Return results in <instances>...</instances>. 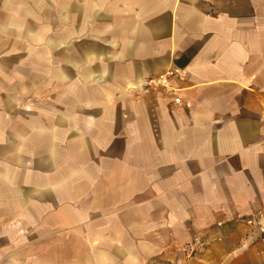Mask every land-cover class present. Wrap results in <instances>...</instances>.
Returning a JSON list of instances; mask_svg holds the SVG:
<instances>
[{
  "label": "crops",
  "instance_id": "1",
  "mask_svg": "<svg viewBox=\"0 0 264 264\" xmlns=\"http://www.w3.org/2000/svg\"><path fill=\"white\" fill-rule=\"evenodd\" d=\"M258 213L264 0H0V264L213 262Z\"/></svg>",
  "mask_w": 264,
  "mask_h": 264
},
{
  "label": "rangeland",
  "instance_id": "2",
  "mask_svg": "<svg viewBox=\"0 0 264 264\" xmlns=\"http://www.w3.org/2000/svg\"><path fill=\"white\" fill-rule=\"evenodd\" d=\"M249 223H245L243 220L239 222H235L234 228H236V232H238L241 235L246 236L250 240V245H247V247L244 249V251H241L238 253V249L233 251L234 245H236V241L231 239V241H226L225 243H220L222 245H218L214 248H211V254H223L224 249H229L230 254L226 257H222L220 259L217 258L215 260H212L213 262H207L206 260L198 259L201 254L203 253L205 248H200L198 245H195V247L188 246L185 249L179 251L177 255H175L174 258H164L161 262L158 263V255H155V258H152L151 264H264V245L260 241L259 234L257 231V228L248 225ZM252 225V223H250ZM246 225L248 227H246ZM238 226V227H237ZM246 227L247 230H244ZM238 230V231H237ZM199 234V233H197ZM193 235V234H191ZM197 236V235H196ZM199 236V235H198ZM255 236V237H254ZM195 235L193 236L194 239ZM217 241V240H216ZM230 245H232V248H229ZM176 249V248H175ZM177 250V249H176ZM223 250V251H222ZM181 253V256L184 254L185 256H182V258L179 259L178 255ZM180 256V257H181Z\"/></svg>",
  "mask_w": 264,
  "mask_h": 264
},
{
  "label": "built area",
  "instance_id": "3",
  "mask_svg": "<svg viewBox=\"0 0 264 264\" xmlns=\"http://www.w3.org/2000/svg\"><path fill=\"white\" fill-rule=\"evenodd\" d=\"M179 75H180V70L178 68L168 70V71L158 75L157 77L146 79V81L144 82V87H145V89L163 88L164 91L168 92V91L172 90L170 81L173 78L178 77ZM173 101L175 103L179 104V103H181V98L174 94ZM246 221L248 223H254L255 222L260 241L264 245V213H258L257 215H253L252 217L247 218ZM217 223H218V225H220L221 221H218ZM200 242H201L200 237L195 236L193 239V243L199 244Z\"/></svg>",
  "mask_w": 264,
  "mask_h": 264
}]
</instances>
